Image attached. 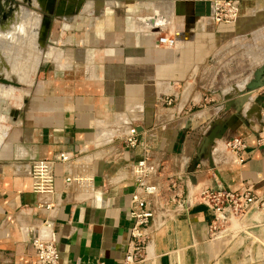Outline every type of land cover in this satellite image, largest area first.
Returning a JSON list of instances; mask_svg holds the SVG:
<instances>
[{
    "label": "crops",
    "instance_id": "1",
    "mask_svg": "<svg viewBox=\"0 0 264 264\" xmlns=\"http://www.w3.org/2000/svg\"><path fill=\"white\" fill-rule=\"evenodd\" d=\"M199 1L218 0H104L61 15L60 4L52 1L44 0V8L34 5L43 51L57 54L40 64L25 95L33 97L18 108V118L0 129V264H37L32 227L46 213L35 208L29 165L62 152L92 160L93 186L87 198L65 194L68 165H57L61 202L53 221L61 264L124 263L134 224L129 202L136 184L130 171L143 155V144L163 159L167 171L188 172L210 128L227 125L223 140L208 150L214 167L205 161L207 166L189 178L190 188L238 191L253 183L255 196L264 198V88L251 93L237 113L245 87L232 84L234 77L251 78L264 65L251 63L249 72L232 74L241 49L261 53L253 35L264 28V0H233L240 15L231 25L201 17L206 7L196 9ZM156 14L157 23H165L158 34L146 21ZM178 31L193 38L179 49L159 44L160 37ZM166 97L174 99L173 106H163ZM124 121L142 132L137 149L125 147L115 134L118 128L123 132ZM231 137L246 143L240 158L225 149L224 140ZM213 221L206 205L192 206L154 235L157 258L147 264L175 259L264 264V209L247 212L236 239H211Z\"/></svg>",
    "mask_w": 264,
    "mask_h": 264
},
{
    "label": "built area",
    "instance_id": "2",
    "mask_svg": "<svg viewBox=\"0 0 264 264\" xmlns=\"http://www.w3.org/2000/svg\"><path fill=\"white\" fill-rule=\"evenodd\" d=\"M239 15V8L233 0L213 2L212 17L215 23L231 25L239 19ZM159 44L167 49H174L175 35L160 37ZM173 104L174 99L171 97L163 100L164 107L168 108ZM124 122L122 125L124 127H121L123 132H119L118 128L114 130L115 134L121 138L125 147L131 150L137 149L142 143V132L132 121ZM116 135H113V138ZM245 149L246 143L241 137H234L226 145V150L239 158ZM239 163H243V159H239ZM58 164L68 165V174L63 180L65 194L73 193L80 198H87L92 192V160L89 158L62 152L51 160L30 163L32 191L36 196L35 208L46 213V218L32 227L34 237L31 246L37 264H61L53 221L61 202L56 200V195L59 193L56 187ZM206 166V162L203 161L196 165L193 171L181 173L167 171L163 159L155 158L151 147L143 144V155L130 171L131 178L136 184L129 202V216L134 224L123 264H147L154 261L157 258L153 250L154 235L169 223L179 219L196 204H204L214 213V221L210 228L211 239L218 234L223 225L229 223L228 216L235 220H243L252 208L264 209V198L255 196L253 183L244 184L238 191H229L221 186L191 189L189 178ZM242 232L243 229L233 239ZM223 235L232 237L229 228L228 231L223 232ZM172 264L183 263L175 259Z\"/></svg>",
    "mask_w": 264,
    "mask_h": 264
},
{
    "label": "rangeland",
    "instance_id": "3",
    "mask_svg": "<svg viewBox=\"0 0 264 264\" xmlns=\"http://www.w3.org/2000/svg\"><path fill=\"white\" fill-rule=\"evenodd\" d=\"M43 1L21 0L17 3L19 5L17 7L6 6L4 2H0V39L3 41L0 40V75L20 85L19 87H14L0 84V129L6 126L8 121H11L9 108L18 109L22 104L27 103L30 97H33L32 95L29 97L25 95L30 94L32 90L33 83L37 79L36 74L40 64L46 61L49 56L52 57L57 54L55 50L49 52L47 55L43 51L44 45L42 43L44 41V33L40 35V31L42 30L41 17L37 15L39 9L35 8V6L44 8ZM48 1H52L54 6L60 4L58 14L61 15L73 10L81 11L83 6L91 7L93 5L94 7H98L102 4L100 2L104 0ZM47 18L45 15L43 19L45 23L48 21ZM60 22L61 20H59L57 27H61ZM253 36L257 43L260 40L259 48L261 49V53H257L255 47L241 49L236 55V61H233L235 63L232 73L233 76L237 74L239 76L242 73L249 72L251 63L257 66L264 62V28L255 32ZM238 42L242 43L241 40H238ZM233 80L232 84H238L240 82L237 86L245 87L250 77L245 79L234 77Z\"/></svg>",
    "mask_w": 264,
    "mask_h": 264
},
{
    "label": "water",
    "instance_id": "4",
    "mask_svg": "<svg viewBox=\"0 0 264 264\" xmlns=\"http://www.w3.org/2000/svg\"><path fill=\"white\" fill-rule=\"evenodd\" d=\"M19 1H21V0H0V2H4V4L6 6H13V7L19 6V5H17V3ZM203 4L205 5L206 10L204 13H201V17H211L212 11H213V2H211V1H206V2L199 1L195 5L196 9L199 8V6H201ZM157 18H159V16L156 14V17H153L151 19L146 20L154 28L155 34L160 33L161 30H160L159 26H162L165 24V23L164 24L157 23ZM162 21H164V20H162ZM186 38H193V34L185 33V32H179V31L177 33H175V40H176L175 48L179 49L182 45V42ZM0 84L5 85V86L11 85L14 87L20 86L19 83H16L14 81H10L9 79H6V77H3V75H0ZM262 88H264V65H262V66H260L254 70V72L252 73V77L246 83L245 92L240 93L239 97H237L239 99L236 102L237 103L236 112L240 113L242 111L243 107L245 106V104L250 99L251 93H253L257 90H260ZM228 108L231 109V107H228ZM20 114H21L20 109H10L9 108V115H10L11 119H17ZM228 129H229V127L227 125H224L222 127H220L218 125H216V126L214 125L210 128V131H208V133L202 139L197 161L195 162L191 171H193L195 169L196 165L199 162H201L202 160L207 161L212 168L214 167L212 157L210 156L208 150L214 144V142L216 140H223V135L225 134V132ZM233 138L234 137H231V138L224 140V144L227 145L228 143H230L233 140Z\"/></svg>",
    "mask_w": 264,
    "mask_h": 264
},
{
    "label": "bare ground",
    "instance_id": "5",
    "mask_svg": "<svg viewBox=\"0 0 264 264\" xmlns=\"http://www.w3.org/2000/svg\"><path fill=\"white\" fill-rule=\"evenodd\" d=\"M89 2V1H88ZM159 5V4H158ZM25 13H26V11H25ZM27 14V13H26ZM40 21V20H39ZM37 26V25H36ZM253 39V38H252ZM262 39V38H261ZM1 41H2V39H0ZM35 40V39H34ZM0 41V42H1ZM3 42V41H2ZM246 43V42H245ZM4 45V44H3ZM2 48V47H1ZM4 50V49H3ZM2 50V51H3ZM256 53V52H255ZM39 54V53H38ZM253 55H256V54H254V53H252ZM249 55H251L250 53H249ZM257 56V55H256ZM256 56H255V58H256ZM40 57V56H39ZM253 57V56H252ZM252 57H250V58H252ZM9 58V57H8ZM18 58V57H17ZM262 60V59H261ZM10 61V60H9ZM252 61H254V60H252ZM255 61H256V59H255ZM264 61V60H263ZM262 61V62H263ZM261 63V62H260ZM262 64V63H261ZM15 65V64H14ZM37 65V64H36ZM38 67V66H37ZM36 74V73H35ZM3 89V88H2ZM225 149H226V145H225ZM228 218H229V223L227 224V225H223L222 226V228L219 230V232H218V234H216L215 236H213L214 238H216V239H220V238H229V237H225V235H223V232H225V231H228V228H229V230L231 231V233H232V237H230V238H234L235 236H237L238 234V232L239 231H241L242 230V227L240 226L241 225V222H242V220H235V219H232V218H230V216H228Z\"/></svg>",
    "mask_w": 264,
    "mask_h": 264
}]
</instances>
